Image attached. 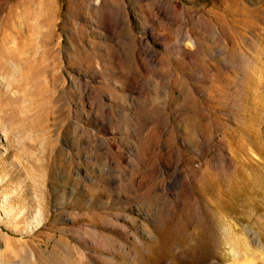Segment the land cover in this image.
Returning <instances> with one entry per match:
<instances>
[{
  "label": "rangeland",
  "instance_id": "obj_1",
  "mask_svg": "<svg viewBox=\"0 0 264 264\" xmlns=\"http://www.w3.org/2000/svg\"><path fill=\"white\" fill-rule=\"evenodd\" d=\"M230 226L264 251V0H0V264H235Z\"/></svg>",
  "mask_w": 264,
  "mask_h": 264
},
{
  "label": "bare ground",
  "instance_id": "obj_2",
  "mask_svg": "<svg viewBox=\"0 0 264 264\" xmlns=\"http://www.w3.org/2000/svg\"><path fill=\"white\" fill-rule=\"evenodd\" d=\"M236 230L231 226L225 229V237L235 264H264V251L258 245H252L247 237L239 235Z\"/></svg>",
  "mask_w": 264,
  "mask_h": 264
}]
</instances>
